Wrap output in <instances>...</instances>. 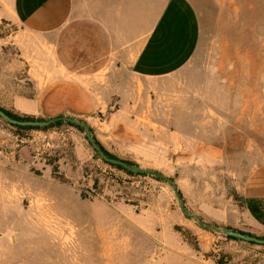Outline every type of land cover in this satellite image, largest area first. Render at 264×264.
Masks as SVG:
<instances>
[{
    "label": "rangeland",
    "instance_id": "rangeland-1",
    "mask_svg": "<svg viewBox=\"0 0 264 264\" xmlns=\"http://www.w3.org/2000/svg\"><path fill=\"white\" fill-rule=\"evenodd\" d=\"M193 1L199 48L160 79L87 73L98 68L70 43L56 52L54 37L0 24V108L83 121L108 153L176 185L113 168L67 124L20 130L0 118V264H264V246L223 234L264 236L244 209L264 164V0Z\"/></svg>",
    "mask_w": 264,
    "mask_h": 264
},
{
    "label": "crops",
    "instance_id": "crops-1",
    "mask_svg": "<svg viewBox=\"0 0 264 264\" xmlns=\"http://www.w3.org/2000/svg\"><path fill=\"white\" fill-rule=\"evenodd\" d=\"M0 24L16 26L20 39L33 35L48 42L54 37L56 52L70 43L72 51L86 54L87 64L98 68L87 73L125 67L145 79L186 68L201 41L193 0H0ZM244 201L252 232L264 235V164L248 178Z\"/></svg>",
    "mask_w": 264,
    "mask_h": 264
},
{
    "label": "water",
    "instance_id": "water-1",
    "mask_svg": "<svg viewBox=\"0 0 264 264\" xmlns=\"http://www.w3.org/2000/svg\"><path fill=\"white\" fill-rule=\"evenodd\" d=\"M0 117L3 118L4 120H6L7 122L11 123V124H17V125H21V126H34V127H47L50 124L57 122V121H64V122H69L75 126L81 127L84 129L85 133H86V137L87 140L89 141V143L91 144V146L96 150V152L99 154V156L105 160L106 162L113 164V165H118L123 167L124 169L133 172L135 174H147V175H152L155 176L158 179L161 180H165L168 183H170L171 185H173L174 187L176 186L173 182L172 179L166 178L164 177L162 174L155 172V171H150V170H143L139 167H135V166H130L129 164H127L125 161L122 160H117L114 158H110L108 155H106L104 153V151L101 149V147L97 144V142L95 141L94 137L92 136L90 127L83 121L80 120H76L74 118L71 117H55L52 118L48 121H28V122H21V121H17L14 120L12 118H10L7 114H5L2 110H0ZM181 204H182V200H180ZM183 206V205H182ZM184 213L187 216H190L185 209L183 208ZM204 227H210L206 224H201ZM223 234L229 237H233L239 240H242L244 242H249V243H254L256 245L259 246H264V239H260L257 238L255 236H251V235H247V234H243L241 232L238 231H233V230H225L223 231Z\"/></svg>",
    "mask_w": 264,
    "mask_h": 264
},
{
    "label": "trees",
    "instance_id": "trees-1",
    "mask_svg": "<svg viewBox=\"0 0 264 264\" xmlns=\"http://www.w3.org/2000/svg\"><path fill=\"white\" fill-rule=\"evenodd\" d=\"M0 110H2V111H3L5 114H7L10 118H12V119H14V120H17V121H21V122H28V121H43V120H35L34 118H31V117H21V116H19V115H16V114H14V113H12V112H10V111H7V110L3 109V108H0ZM58 117H62V116H58ZM0 118H1V117H0ZM1 119H3V118H1ZM8 123H9V122H8ZM9 124H10L11 126L17 128V129H20V130H29V129H43V130H46V129H49V128L59 127V126H61L62 124H67V125H69V126H71V127H74V128H76V129L82 131V132H85L83 128L78 127V126H75V125H73V124H71V123H69V122H64V121H57V122H54V123L50 124V125L47 126V127L21 126V125L11 124V123H9ZM90 130H91V128H90ZM91 133H92V130H91ZM92 136H93V135H92ZM93 137H94V136H93ZM94 139H95V141L97 142V144L101 147V149L104 151V153H105L106 155H108L110 158H114V159L120 160V159L116 158L115 156L111 155L110 153H108V152L102 147V145L98 142V140H97L95 137H94ZM95 151H96V150H95ZM103 161H104L106 164L112 166L113 168H116V169H118V170H120V171H123V172H125V173L128 174V175H132V176H133V175L135 174V173H133V172H130V171L124 169V168L121 167V166L110 164V163L106 162L105 160H103ZM122 161H124V160H122ZM125 162H126L127 164H129L130 166H135V167H137L136 165H134V164L131 163V162H128V161H125ZM137 175H139V176H148L147 174H137ZM157 180H159V179H157ZM81 197H82L83 199H88V197H87L84 193L81 194ZM206 228H208V229H212V230L216 231V228H215V227H212V226H210V227H206ZM226 230H233V229L228 228V229H226ZM233 231H238V232H241V233H243V234H247V235L254 236V235H252V234H250V233H246V232L239 231V230H233ZM255 237H257V236H255ZM226 238H228L229 240L237 241V242H244V241H242V240H239V239H236V238H233V237H229V236H227ZM257 238L264 239V236H262V237H257ZM246 243L251 244V245H256V244H254V243H249V242H246ZM214 263H215V264H227L228 262H224V259H216V260H214Z\"/></svg>",
    "mask_w": 264,
    "mask_h": 264
},
{
    "label": "bare ground",
    "instance_id": "bare-ground-1",
    "mask_svg": "<svg viewBox=\"0 0 264 264\" xmlns=\"http://www.w3.org/2000/svg\"><path fill=\"white\" fill-rule=\"evenodd\" d=\"M1 174H2V173H1ZM2 175H3V174H2ZM6 176H7V175H6ZM4 177H5V176H4ZM1 181H2V180H1ZM1 181H0V182H1ZM2 182H3V181H2ZM14 185H16V184H14ZM14 185H13V186H14ZM8 187H9V186H8ZM17 187H18V186H17ZM10 188H11V187H10ZM7 189H8V188H7ZM3 190H4V189H3ZM12 190H13V189H12ZM16 190H18V189H16ZM13 195H14V194H13ZM8 196H10V195L8 194ZM3 197H4V196H3ZM10 198H11V197H10ZM1 200H2V198H1ZM43 200H44V199H43ZM8 201H9V200H8ZM8 201H6V202H8ZM35 202H36V201H35ZM40 207H41V206H40ZM2 210H3V209H2ZM45 211H46V210H45ZM38 214H39V213H38ZM45 214H46V213H45ZM36 215H37V213H36ZM37 216H38V215H37ZM37 216H36V217H37ZM41 216H42V215H41ZM50 216H51V215H50ZM115 216H116V215H115ZM38 217H39V216H38ZM48 218H49V216H48ZM51 218H52V217H51ZM37 219H38V218H37ZM46 219H47V218H46ZM112 219H113V218H112ZM39 220H40V219H39ZM39 220H38V221H39ZM43 220H44V219H43ZM53 220H54V219H53ZM56 220H57V219H56ZM58 220H59V217H58ZM41 221H42V220H41ZM41 221H40V222H41ZM117 221H119V220H117ZM4 222H5V221H4ZM49 222H50V221H49ZM35 223H36V222H35ZM46 224H47V223H46ZM44 225H45V224H44ZM51 225H52V224H51ZM51 225H50V226H51ZM54 225H55V224H54ZM61 225H62V224H61ZM47 226H48V225H47ZM50 226H49V227H50ZM55 226H56V225H55ZM55 226H54V227H55ZM121 226H122V225H121ZM6 227H7V226H6ZM34 227H35V226H34ZM41 227H42V226H41ZM37 228H39V227H37ZM58 228H59V227H58ZM118 228H119V227H118ZM1 229H2V228H1ZM71 229H72V228H71ZM2 230H3V229H2ZM69 230H70V229H69ZM7 231H8V230H7ZM40 231H41V230H40ZM114 231H115V230H114ZM118 231H119V230H118ZM120 231H121V230H120ZM111 232H112V231H111ZM124 232H125V231H124ZM6 233H7V232H6ZM44 233H45V231H44ZM114 233H115V232H114ZM121 233H122V232H121ZM9 234H10V233H9ZM51 234H53V233H51ZM112 234H113V233H112ZM119 234H120V233H119ZM119 234H118L117 236H119ZM123 235H124V234H123ZM50 236H51V235H50ZM69 236H70V235H69ZM107 236H108V235H107ZM7 237H8V236H7ZM46 237H47V236H46ZM72 237H74L73 234H72ZM52 238H53V236H52ZM52 238H51V239H52ZM18 239H19V238H18ZM36 240H37V239H36ZM104 240H105V239H104ZM108 240H109V239H108ZM130 240H131V237H130ZM105 241H106V240H105ZM110 241H111V240H110ZM114 241H115V239H114ZM114 241H113V242H114ZM19 242H20V241H19ZM50 242H51V241H50ZM116 242H117V241H116ZM122 242H123V241H122ZM21 243H22V242H21ZM118 244H119V243H118ZM63 245H64V244H63ZM108 245H109V244H108ZM110 245H112V244H110ZM127 245H128V244H127ZM104 246H105V245H104ZM119 246H120V245H119ZM115 247H116V246H115ZM124 247H125V246H124ZM103 248H104V247H103ZM108 248H109V247H108ZM105 249H106V248H105ZM109 249H110V248H109ZM118 249H119V247H118ZM107 251H108V250H107ZM124 251H125V250H124ZM110 252H111V251H110ZM114 252H115V251H114ZM114 252H113V253H114ZM120 253H121V252H120ZM55 254H56V253H55ZM104 254H105V253H104ZM108 255H109V254H108ZM53 256H55V255H53ZM115 256H116V255H115ZM129 256H130V255H129ZM110 257H111V256H110ZM74 258H75V257H74ZM132 259H133V258H132ZM75 260H76V259H75ZM75 260H74V261H75ZM109 260H110V259H109ZM106 262H107V261H106Z\"/></svg>",
    "mask_w": 264,
    "mask_h": 264
}]
</instances>
